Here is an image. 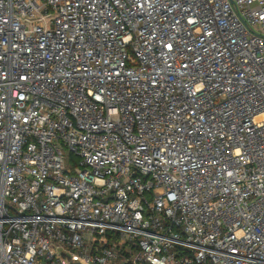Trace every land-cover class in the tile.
I'll return each instance as SVG.
<instances>
[{
	"label": "built area",
	"instance_id": "obj_1",
	"mask_svg": "<svg viewBox=\"0 0 264 264\" xmlns=\"http://www.w3.org/2000/svg\"><path fill=\"white\" fill-rule=\"evenodd\" d=\"M0 264H264V0H0Z\"/></svg>",
	"mask_w": 264,
	"mask_h": 264
},
{
	"label": "rangeland",
	"instance_id": "obj_2",
	"mask_svg": "<svg viewBox=\"0 0 264 264\" xmlns=\"http://www.w3.org/2000/svg\"><path fill=\"white\" fill-rule=\"evenodd\" d=\"M70 161L68 159H66V165H69Z\"/></svg>",
	"mask_w": 264,
	"mask_h": 264
}]
</instances>
